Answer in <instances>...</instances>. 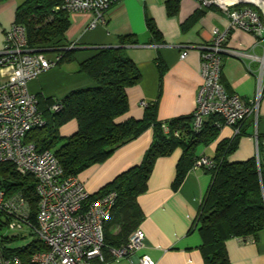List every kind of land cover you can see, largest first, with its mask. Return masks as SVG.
Returning <instances> with one entry per match:
<instances>
[{"label": "crops", "instance_id": "0c3cea01", "mask_svg": "<svg viewBox=\"0 0 264 264\" xmlns=\"http://www.w3.org/2000/svg\"><path fill=\"white\" fill-rule=\"evenodd\" d=\"M167 0H119L103 15V22L90 28L92 14L71 12L70 25L64 33L73 52L55 66L28 81L29 92L37 98L63 99L68 93L94 85L92 79L79 71V64L101 47H117L121 36H132L136 43L126 46V54L140 71V81L127 88L129 109L122 119H140L144 104L156 102V117L167 121L192 114L196 106V92L201 83L198 46L210 44L212 30L228 29L225 11L216 5L202 6L199 0H178V11L167 15ZM21 1L0 0V31L12 20ZM259 12L264 11V0L247 1ZM15 5V6H14ZM153 20L160 32L156 40L147 28ZM255 36L242 30L227 37L226 46L261 54L260 46L253 47ZM259 51H256V50ZM185 56L180 58V53ZM259 63L221 53L220 81L229 93L249 101L254 98L260 77ZM262 96L257 109V132L264 136V73L261 78ZM218 136L208 144H200L197 154L214 159L220 142L234 137L232 128L221 124ZM76 129L71 120L59 131L63 136ZM255 117L242 124L236 149L227 155L229 161H242L254 156ZM153 139L150 126L136 138L117 148L106 160L82 171L77 178L94 193L117 175L142 162ZM183 148L158 157L147 181L146 191L137 197L143 218L139 227L144 231V245L134 254L113 258L108 253L107 264H136L142 254L155 264H203L199 249L201 236L197 228L190 231L211 181L210 171L188 168L178 187H173L176 165ZM264 170L263 148L260 149ZM231 264H264V229L256 237H231L226 241Z\"/></svg>", "mask_w": 264, "mask_h": 264}, {"label": "trees", "instance_id": "16d2710c", "mask_svg": "<svg viewBox=\"0 0 264 264\" xmlns=\"http://www.w3.org/2000/svg\"><path fill=\"white\" fill-rule=\"evenodd\" d=\"M62 2L23 0L14 16V21L25 27L28 46L33 49H52L60 56L59 61L70 58L73 52L68 49L69 43L64 35L70 25L69 13L55 8ZM165 7L167 15L176 14L178 0H167ZM146 24L152 36L159 40L160 32L153 20H147ZM135 43L134 37L121 36L117 47L98 48L80 62L79 71L92 79L94 85L68 93L60 99L62 108L58 111L51 109L57 100L39 98L38 106L45 124L33 128L25 137L38 151H52L64 174L77 177L85 169L102 163L117 148L136 138L148 127L153 128V139L142 162L120 173L98 191L90 193L86 201L93 202L111 191L116 194L110 216L104 222V239L108 247L125 244L131 233L139 227L143 214L137 197L146 191L155 160L172 153L177 147L183 148L173 181V187H178L198 155L197 146L217 138L218 126L215 121L221 120L217 115H210L203 129L195 133L191 128L192 114L160 121L156 117V102L144 105L140 119H122L129 109L126 90L140 81V71L125 51L126 46ZM71 120L76 122L75 131L70 135H61L60 127ZM243 122L238 134L219 143L214 156L216 166L210 172L209 187L190 227V231L197 228L201 236L199 249L203 264H231L226 241L231 237H256L264 229V170L261 159L260 169L255 156L242 161L226 159L236 149L237 139L243 133ZM163 126L167 127V132H164ZM0 185L22 192L35 213L37 196L33 175H20L11 163L0 162ZM8 241L6 237H0L4 254L17 255L22 264H32L31 253L44 249L37 239L18 249L8 248Z\"/></svg>", "mask_w": 264, "mask_h": 264}, {"label": "built area", "instance_id": "2783aa9c", "mask_svg": "<svg viewBox=\"0 0 264 264\" xmlns=\"http://www.w3.org/2000/svg\"><path fill=\"white\" fill-rule=\"evenodd\" d=\"M119 0H63L56 6L68 12L92 14L89 27L103 22L108 8ZM202 6L216 5L228 15V29L212 30L210 44L198 46L200 53L201 83L196 92V106L192 112L191 128L195 133L203 129L210 115L221 118V124L232 128L233 135L240 131V124L248 117H255L256 163L260 169V149L264 136L257 132V109L262 96L261 78L264 73V11L252 8L247 1L199 0ZM242 30L255 36L253 44L260 46L262 53L241 48L225 47L227 37ZM0 50V162L11 163L20 175L31 174L35 178L34 191L37 196L35 213L29 199L20 191H12L0 185V224L9 229L28 227L44 247L30 255L32 264H107L104 249L113 258L134 254L144 245V231L136 228L125 244L119 247L106 246L104 222L109 218L116 194L111 191L93 202L86 203L90 192L72 175L64 174L57 158L50 150L38 151L32 142L25 140L29 131L43 126L45 119L38 106V98L29 92L27 83L43 71L55 66L60 56L52 49H33L27 44L25 27L13 20ZM259 63L260 77L254 98L246 101L235 93H229L220 81L221 53ZM185 51L180 53V58ZM144 105L146 103H143ZM62 108L57 100L53 111ZM219 126V123H216ZM164 132L167 127L163 126ZM175 135H178L175 132ZM213 158L198 154L192 169L213 171ZM264 198V192L262 191ZM2 216L5 223L1 222ZM1 237V236H0ZM0 264H22L17 255L6 256L0 244ZM136 264H155L142 254Z\"/></svg>", "mask_w": 264, "mask_h": 264}, {"label": "rangeland", "instance_id": "374dc122", "mask_svg": "<svg viewBox=\"0 0 264 264\" xmlns=\"http://www.w3.org/2000/svg\"><path fill=\"white\" fill-rule=\"evenodd\" d=\"M16 1H23V0H16ZM15 6V5H14ZM12 20L0 31V50L3 49V42L5 40L6 33L11 30L12 27ZM256 51H259L258 49ZM59 62V61H58ZM260 153V159L261 158ZM1 222L5 223V218L2 216ZM0 236L6 237L9 241L6 243V246L10 249H18L25 247L33 240H35V236L30 232L29 228L24 226L22 229H9L5 224H0Z\"/></svg>", "mask_w": 264, "mask_h": 264}, {"label": "bare ground", "instance_id": "6f19581e", "mask_svg": "<svg viewBox=\"0 0 264 264\" xmlns=\"http://www.w3.org/2000/svg\"><path fill=\"white\" fill-rule=\"evenodd\" d=\"M222 1L228 2L230 0H222ZM243 1H255V0H243Z\"/></svg>", "mask_w": 264, "mask_h": 264}]
</instances>
